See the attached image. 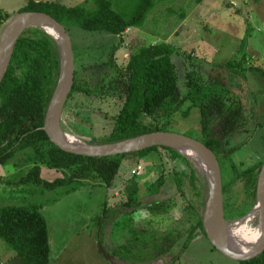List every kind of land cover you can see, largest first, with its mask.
<instances>
[{
  "label": "rangeland",
  "instance_id": "1",
  "mask_svg": "<svg viewBox=\"0 0 264 264\" xmlns=\"http://www.w3.org/2000/svg\"><path fill=\"white\" fill-rule=\"evenodd\" d=\"M28 1L0 0V11L7 13L0 21V36ZM48 1L92 7L88 0ZM127 4L128 0L112 2L116 10ZM68 33L76 77L89 92L75 91L67 99L61 115V126L66 133L85 143H89L87 141L92 137L105 138L122 104V94L118 90L105 92L108 78L115 74L109 58L123 66L130 54L142 45L167 42L182 53L171 56L181 88H185V73L194 72L199 88L192 87L190 98H195L196 105L210 102L209 132L224 140L229 139V147L238 145L230 155L236 169L242 170L264 160V77L250 70L253 66L264 70V0H155L142 25L127 28L121 35L85 31L74 26L68 28ZM228 61L240 63L238 70L227 69L225 63ZM106 71L108 75L102 80L100 77ZM193 102L187 99L170 116L166 130L202 140L200 112ZM143 121L147 123L149 118ZM138 163L143 165V170L136 176L131 171ZM31 165L25 163L24 152H17L7 163L0 165V206L36 204L39 207L48 230V264H109V255L116 261L117 255L136 253L140 242H143L144 232H164L177 226L184 230L191 219L189 209L186 210V197L197 201L191 194H194L189 183L191 169L198 181L197 191L201 190L202 175L205 177L193 159L174 147L155 149L142 157L134 154L124 156L112 188L99 178H90L67 194L62 193V187L45 189L41 185L20 183V177ZM64 174L67 175L68 171L41 166L42 179L52 181ZM159 175L164 177L161 188L157 193H148L146 187ZM176 177L183 182L186 195L176 188ZM128 194L136 197L140 204L120 209L115 215H118L119 226L113 229V236L109 222L102 238L101 233L98 235L100 244L96 241L93 250L86 233L99 232L102 222L96 221V217L103 218V207L115 208V204ZM226 198L224 215L228 222L249 214L255 205L244 215L236 216L245 206V191L240 181L231 187ZM161 200L169 204L166 211L153 214L145 209ZM232 205L233 210L230 209ZM198 210L202 212L203 207L199 205ZM257 220L254 215L250 222L247 220L248 223L239 228L238 233H249L257 227ZM100 246L107 258L99 254ZM176 253L175 250L173 254L165 255L169 257L165 264H237V260L215 249L202 233L192 238L178 258ZM4 263L21 264L15 252L0 238V264Z\"/></svg>",
  "mask_w": 264,
  "mask_h": 264
},
{
  "label": "trees",
  "instance_id": "2",
  "mask_svg": "<svg viewBox=\"0 0 264 264\" xmlns=\"http://www.w3.org/2000/svg\"><path fill=\"white\" fill-rule=\"evenodd\" d=\"M88 1L92 7L85 4L65 5L56 1L29 0L20 10L44 11L63 24L67 31L74 26L85 31H107L121 35L127 28L141 26L155 3V0H128L126 7L119 6L116 10L112 6L113 0ZM5 14L0 11V21L5 18ZM25 31L16 41L10 63L0 82V165L7 163L17 152H24L25 163L32 165L20 177V183L41 185L45 189L62 187L63 194L76 190L78 186L84 184L83 180L90 178H99L106 186H111L124 156L134 154L142 157L155 149L170 148L152 146L131 153L85 156L66 152L52 143L42 126L60 73L59 46L41 27H30ZM172 55L182 53L171 43L160 42L142 45L136 52L130 54L123 66L117 65L114 59L109 58V64L115 74L114 77L108 78V88L105 92L118 90L122 94V104L113 118L109 134L100 139L92 137L87 142L109 143L150 131L166 130L170 116L179 110L187 99L193 100L196 105L195 98H190V92L192 87L199 88L195 83L198 77L194 72H186L183 86L190 87L191 90L181 88L176 65L171 59ZM239 64L228 61L225 66L236 71ZM250 70L264 77V70L261 67L253 66ZM76 72L74 71L73 85L67 99L75 91L89 92L79 83ZM107 73L108 71L100 78L105 79ZM196 107L200 112L203 135L201 141L214 152L219 162L224 209L226 195L231 187L240 181L245 191V206L236 213V216L244 215L256 203V180L264 160L237 170L230 160V155L238 145L229 147L231 142L229 139L224 140L209 132V118L212 112L209 110L210 102L197 103ZM145 118H149V122H144ZM42 165L59 171L66 170L68 174L52 181L42 179L40 176ZM189 178L190 188L194 190V194H191L197 201L186 197L188 201L186 210L189 209L191 217L188 226L184 230L177 226L164 232H144L143 242H140L138 251L117 255L118 259L149 262L174 250L177 251L175 257L178 258L196 234L202 233L206 237L201 220L202 212L198 209L199 205L204 208L207 182L202 175L201 190L197 191L195 188L199 189L198 181L193 169ZM163 182L164 177L159 175L146 187L147 192L157 193ZM174 184L182 195H186L181 179L176 177ZM120 200L117 203L119 208H116V204L115 208L113 204V208L104 206L103 218L96 217V221L102 222L100 238L109 222L113 236V229L119 226L118 215H115L120 209L140 204L132 194ZM168 205L161 200L146 206L145 209L158 214L166 211ZM230 209L233 210L234 205ZM0 238L15 252L21 264H48L50 249L47 224L36 204L0 206ZM237 264H264V250L250 259L237 261Z\"/></svg>",
  "mask_w": 264,
  "mask_h": 264
},
{
  "label": "water",
  "instance_id": "3",
  "mask_svg": "<svg viewBox=\"0 0 264 264\" xmlns=\"http://www.w3.org/2000/svg\"><path fill=\"white\" fill-rule=\"evenodd\" d=\"M8 25L11 27L7 29ZM43 25L50 28L53 33L44 29ZM36 26L44 29L55 39L60 51V73L42 126L49 140L66 152L85 156L131 153L152 146L174 147L184 152L182 144L195 150L203 158L211 177L209 178L202 170L207 182V194L201 220L208 241L215 249L237 261L250 259L260 254L264 250V161L257 175L256 203L253 207V210L254 208L257 210L259 238L256 245L239 251L228 244L227 225L229 222L224 216L219 162L214 152L203 141L168 130L150 131L109 143H85L82 140H78V143H71L67 140L66 132L61 126V115L73 85L74 55L68 31L52 15L44 11L23 10L13 16L0 36V82L6 73L18 37L26 29ZM98 242L100 244L99 239ZM100 249L105 254L101 246ZM109 256L112 264H127V262H113L112 255ZM167 259H169L168 256H163L143 264H165Z\"/></svg>",
  "mask_w": 264,
  "mask_h": 264
},
{
  "label": "bare ground",
  "instance_id": "4",
  "mask_svg": "<svg viewBox=\"0 0 264 264\" xmlns=\"http://www.w3.org/2000/svg\"><path fill=\"white\" fill-rule=\"evenodd\" d=\"M12 24V23H11ZM44 29L53 33V31L48 28L46 25H43ZM11 25H8L7 29L10 28ZM6 28V27H5ZM5 30V29H4ZM2 33V32H1ZM66 138L71 143H78L79 139L71 134L66 133ZM182 148L184 149V153L188 155L191 159L194 160L195 165H197L201 170L205 171L207 175L210 177V173L203 158L193 149L182 144ZM257 215V210L254 208L248 215L242 217L240 219L229 222L227 225V235H228V244L238 249L239 251L247 250L249 247L256 245L259 238V226L253 228L249 233H238L239 228L244 224L248 223L252 220L253 216ZM247 220H249L247 222ZM258 221V220H257Z\"/></svg>",
  "mask_w": 264,
  "mask_h": 264
},
{
  "label": "crops",
  "instance_id": "5",
  "mask_svg": "<svg viewBox=\"0 0 264 264\" xmlns=\"http://www.w3.org/2000/svg\"><path fill=\"white\" fill-rule=\"evenodd\" d=\"M263 69V68H262ZM129 160H130V158H129ZM110 188H112V185L110 186ZM109 226V225H108ZM107 226V228H109ZM106 228V229H107ZM148 232V231H147ZM149 232H151V231H149ZM87 234V238H88V240H89V244L91 245L90 246V248H92L93 250H95V248H96V245H97V243H96V241H98V235L100 234V231L99 232H96V233H92V234H90V233H86ZM106 240L104 239V241H103V244H104V242H105ZM111 242V240L109 239V241H108V243H110ZM89 248V249H90ZM49 249H50V246H49ZM110 251H109V249L107 250V253H109ZM111 253V252H110ZM109 253V254H110ZM101 256H106V258L108 257V255H106V254H103L102 253V251L100 250V253H99ZM49 257H50V250H49ZM20 260V259H19ZM114 260V261H113ZM113 262H116V263H122V262H127V264H143V263H149V262H138V261H128V260H120V259H116V261H115V259L113 258ZM109 262V261H108ZM48 263H49V261H48ZM4 264H8V263H4ZM109 264H112L111 262L109 263Z\"/></svg>",
  "mask_w": 264,
  "mask_h": 264
},
{
  "label": "built area",
  "instance_id": "6",
  "mask_svg": "<svg viewBox=\"0 0 264 264\" xmlns=\"http://www.w3.org/2000/svg\"><path fill=\"white\" fill-rule=\"evenodd\" d=\"M143 170V165L141 163L136 164V166L132 169L131 173L133 175H140Z\"/></svg>",
  "mask_w": 264,
  "mask_h": 264
},
{
  "label": "flooded vegetation",
  "instance_id": "7",
  "mask_svg": "<svg viewBox=\"0 0 264 264\" xmlns=\"http://www.w3.org/2000/svg\"><path fill=\"white\" fill-rule=\"evenodd\" d=\"M175 251V250H174ZM174 251H172V253L171 254H173L174 253ZM167 255V254H166ZM161 257H163V256H161Z\"/></svg>",
  "mask_w": 264,
  "mask_h": 264
}]
</instances>
